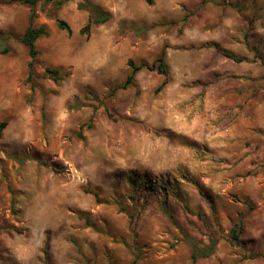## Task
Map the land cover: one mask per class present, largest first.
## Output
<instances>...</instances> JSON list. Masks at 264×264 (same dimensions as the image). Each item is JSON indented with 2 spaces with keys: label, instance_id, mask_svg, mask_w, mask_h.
<instances>
[{
  "label": "rangeland",
  "instance_id": "1",
  "mask_svg": "<svg viewBox=\"0 0 264 264\" xmlns=\"http://www.w3.org/2000/svg\"><path fill=\"white\" fill-rule=\"evenodd\" d=\"M58 1L34 89L28 49L0 54V264H192L210 238L198 264H264V0H90L110 21L87 33L84 0ZM30 15L0 4V36ZM163 52L161 92L146 68L118 89Z\"/></svg>",
  "mask_w": 264,
  "mask_h": 264
},
{
  "label": "trees",
  "instance_id": "2",
  "mask_svg": "<svg viewBox=\"0 0 264 264\" xmlns=\"http://www.w3.org/2000/svg\"><path fill=\"white\" fill-rule=\"evenodd\" d=\"M47 2H53L54 0H46ZM70 0H60L56 2L55 4L57 6H62L64 3L69 2ZM41 2V0H0V4H13V3H19L22 5H25L29 7L31 15H30V26L26 30V32L21 35H8L7 37L0 36V54L1 55H8L11 52V49L7 46V41L9 39H13L14 41L24 45L29 52L30 61L28 64V77L26 79V83L32 85V88H35L34 80L36 78V72L35 67L37 63V58L40 55V52L37 48V42L42 37H49L50 31L47 27H39L36 28L33 26L34 20L37 18V7L38 4ZM79 9H88L91 12L90 20L83 30L84 33H87L91 30V28L95 25H103L110 21V16L106 13H104L101 9L94 6L90 0H84V4H81L79 6ZM57 26L61 31H65L68 34H72V29L70 25L64 21V20H58ZM224 56L235 61L236 63H242L245 61L243 58H238L232 54L224 53ZM129 66L132 69L131 75L128 77L127 81L118 89L120 90H127L129 87L135 85V77L139 71L146 68L151 71H157L159 74L164 75L166 77V80L163 82V84L159 87L157 92H161L166 85L168 84L167 77L169 76V68L166 64V53L163 52L160 56V58L155 61L153 64L149 63H142L141 65L137 66L133 61H129ZM47 73L50 74L53 78H55L56 81H59L62 79L61 73L57 70L48 68ZM7 127V124L3 123L0 125V140L3 137V133ZM21 164H24L23 161H19ZM244 231V223L243 221L236 222L234 226L231 228L229 234L231 239L236 242L240 243L241 241V235ZM219 241L213 238H210V244L204 246L203 248L199 247L198 243L195 241H191L192 245V253H191V261L192 264H197L200 260L203 259H209L213 257L216 254L217 247H218ZM137 260H134L132 264H137Z\"/></svg>",
  "mask_w": 264,
  "mask_h": 264
},
{
  "label": "crops",
  "instance_id": "3",
  "mask_svg": "<svg viewBox=\"0 0 264 264\" xmlns=\"http://www.w3.org/2000/svg\"><path fill=\"white\" fill-rule=\"evenodd\" d=\"M26 32V31H25ZM203 260H207V259H203ZM198 264V263H197Z\"/></svg>",
  "mask_w": 264,
  "mask_h": 264
}]
</instances>
